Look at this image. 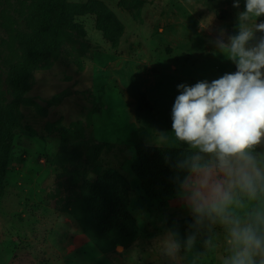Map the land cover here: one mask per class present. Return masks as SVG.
I'll return each mask as SVG.
<instances>
[{"label":"rangeland","instance_id":"obj_1","mask_svg":"<svg viewBox=\"0 0 264 264\" xmlns=\"http://www.w3.org/2000/svg\"><path fill=\"white\" fill-rule=\"evenodd\" d=\"M100 1L125 25L119 45L97 28L95 13L82 12L74 16L82 24L73 30L74 40L64 41L32 71L21 120L38 136L17 134L8 159L6 193L0 200V264H62L82 232L77 219L91 224L86 209L93 194L90 183L110 169L131 182L137 240L158 253L153 264H226L234 255L232 224L207 208L195 211L197 186L192 189L189 183L191 176L198 179L197 173L191 171L170 198L139 196L143 189L134 169L139 164L134 130L146 144L191 149L201 169L213 164V157L179 140L172 128V109L182 91L177 86L236 72L231 38L244 26L253 31L247 47L258 45L264 31L255 26L264 23V15L241 21L246 0H239L238 8L234 0ZM33 2L0 0V112L16 98L13 78L33 38L54 17L50 12L37 16ZM143 92L153 111L141 109ZM249 153L264 175V137ZM213 179L231 193L228 219L254 223L258 236H264V223L257 220L264 217V182L256 181V194L250 197L238 185L229 188L222 173ZM170 203L178 209L168 208ZM117 244L112 254L124 255L126 248ZM173 245L178 249L170 251ZM253 259L260 264L264 254ZM139 263L132 257L126 264Z\"/></svg>","mask_w":264,"mask_h":264},{"label":"clouds","instance_id":"obj_2","mask_svg":"<svg viewBox=\"0 0 264 264\" xmlns=\"http://www.w3.org/2000/svg\"><path fill=\"white\" fill-rule=\"evenodd\" d=\"M233 6L238 8L239 0H234ZM252 15H264V0H246L239 19L245 21ZM255 27L264 31V23ZM252 37V29L241 26L230 42L237 71L211 82L179 84L182 91L172 109V128L177 138L214 158V163L204 169L198 163L199 157L194 158L191 166V171L198 174L194 182V202H199L195 211L203 213L207 208L222 222L232 224L229 243L234 246V255L226 264H255L253 257L264 254V236H258L254 223L241 225L238 220L228 219L231 193L224 183L213 179L222 173L229 188L238 185L250 197L256 194V181H264L249 153L264 137V39L248 48ZM220 46L223 47L222 42ZM257 220L264 223V217L258 216ZM177 249L178 245H173L170 251Z\"/></svg>","mask_w":264,"mask_h":264},{"label":"trees","instance_id":"obj_3","mask_svg":"<svg viewBox=\"0 0 264 264\" xmlns=\"http://www.w3.org/2000/svg\"><path fill=\"white\" fill-rule=\"evenodd\" d=\"M33 10L37 16L50 12L54 17L48 28H40L33 38L32 49L13 78L16 98L0 112V200L6 193L7 163L17 134L38 136L36 132L23 126L21 120L22 107L29 100L26 95L32 90V71L41 60L54 54L64 41L74 40L73 30L75 27H82V24L75 21L76 14L95 13L97 28L115 47L119 45L125 31L124 23L100 0L82 3H72L68 0H34ZM222 12L218 14L219 19L224 16ZM141 97V109L153 111L154 105L147 93L143 92ZM162 121L163 119L160 120V125ZM134 140L139 158V164L134 169L145 194L149 198L161 200L174 196L191 172L195 158L193 151L177 146L146 144L139 135V129L134 130ZM90 189L93 194L90 198L87 197L86 209L91 224H86L87 221L81 218L77 219L82 231L104 253L113 252L117 243L125 248L133 245L139 231L138 219L129 208L132 185L128 177L118 170L110 169L93 180Z\"/></svg>","mask_w":264,"mask_h":264},{"label":"crops","instance_id":"obj_4","mask_svg":"<svg viewBox=\"0 0 264 264\" xmlns=\"http://www.w3.org/2000/svg\"><path fill=\"white\" fill-rule=\"evenodd\" d=\"M161 125H163V121L161 122ZM190 179L191 181L189 184L191 185L192 189H195L193 188V186H195V178H192L191 176ZM144 193V190H139V196L141 198L146 197V194L144 195ZM132 201L133 199L131 191L130 204H132ZM177 207V204L173 203L168 205V208L175 211L178 209ZM130 210L133 212L131 205ZM80 231H82V229ZM82 232H79L78 237L73 241L75 244H71L68 252L63 255L62 264H126L128 262V258L131 259L132 257L139 259V264H147L153 263L159 258L158 253L151 248L144 249L143 247H140L138 240L134 243L133 247L126 248L124 255L112 254V252L104 253L96 247V245L86 236L84 232ZM150 258H154V260H150Z\"/></svg>","mask_w":264,"mask_h":264}]
</instances>
